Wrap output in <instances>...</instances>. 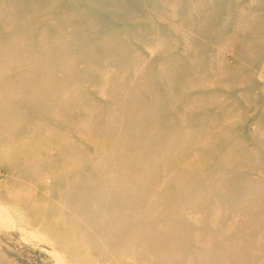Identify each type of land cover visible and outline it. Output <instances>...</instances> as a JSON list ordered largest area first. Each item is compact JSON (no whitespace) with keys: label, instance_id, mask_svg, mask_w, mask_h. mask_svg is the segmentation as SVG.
<instances>
[{"label":"rangeland","instance_id":"1","mask_svg":"<svg viewBox=\"0 0 264 264\" xmlns=\"http://www.w3.org/2000/svg\"><path fill=\"white\" fill-rule=\"evenodd\" d=\"M0 264H264V0H0Z\"/></svg>","mask_w":264,"mask_h":264}]
</instances>
